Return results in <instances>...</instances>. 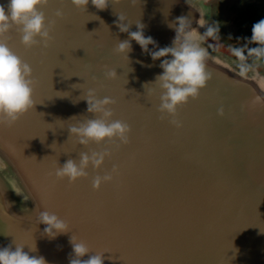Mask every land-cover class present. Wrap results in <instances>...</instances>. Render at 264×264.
Masks as SVG:
<instances>
[{"label": "water", "instance_id": "water-1", "mask_svg": "<svg viewBox=\"0 0 264 264\" xmlns=\"http://www.w3.org/2000/svg\"><path fill=\"white\" fill-rule=\"evenodd\" d=\"M206 1L108 0L97 9L88 0L83 12L70 0H48L42 11L56 22L47 46L26 49L15 27L5 35L32 68L34 105L14 125H0V247L21 244L48 264H68L73 235L91 250L83 259L103 253L104 264H264L263 60L242 61L199 39L208 27ZM119 14L130 31L140 21L160 47L172 44L170 22L191 21L211 78L178 108L181 127L161 117L159 92L145 85L162 71L159 61L135 41L129 62L114 52L116 41L128 39L115 23ZM106 68H116L117 77L105 79ZM89 88L116 101L113 119L131 129L126 145L85 148L69 137L72 117L94 118L82 99ZM104 150L110 158L100 169L89 166L86 178L55 177L67 159ZM113 166L112 181L94 190V177ZM44 210L70 231L43 236Z\"/></svg>", "mask_w": 264, "mask_h": 264}, {"label": "clouds", "instance_id": "clouds-1", "mask_svg": "<svg viewBox=\"0 0 264 264\" xmlns=\"http://www.w3.org/2000/svg\"><path fill=\"white\" fill-rule=\"evenodd\" d=\"M47 3L48 0H7L6 4H0V125H14L34 105L32 68L11 50L5 42V35L15 27L20 42L26 49L37 45L47 46L52 39L51 31L56 22L48 19L42 11ZM70 3L77 9H85L88 0H70ZM92 3L97 9H104L108 0H92ZM63 15L62 10L57 9L56 20L62 19ZM126 21L121 14L115 21L119 30L128 34V39L116 41L114 52L127 57L129 62L131 41H135L153 62L159 61L162 71L145 85L150 86L149 91L159 92L157 111L161 117L168 119L173 126L181 127V122L177 118L178 108L189 100L197 99L211 78L205 64L206 49L195 42L191 21L184 16L176 17L169 23V27L175 31V36L171 45L163 47L158 46L152 36L145 35V26L140 21L136 22L135 31H130V24ZM218 32L219 28L216 25H209L200 34L199 39L215 38ZM246 39L256 42V46L233 47L232 53L242 61L246 54L264 57V18L252 24L251 36ZM149 45L153 46L152 49ZM244 70L245 65L242 64L241 72ZM130 71L131 68L128 72ZM104 77L116 78V68H106ZM82 99L86 100V110L94 114V118L72 117V120L75 118V122L68 125L69 137H74L78 145L85 148L89 144L101 145L110 141H119L121 145L129 142L130 126L120 119H113L111 106L116 101L112 97H100L94 88H89ZM217 112L222 114L223 110L218 109ZM110 156L111 153L107 150L91 153L82 151L79 153L78 162L73 158L67 159L62 165L58 164L54 175L57 179H67L69 183H74L87 177L89 166L93 169L102 168ZM117 171L118 169L113 166L111 172L102 176L96 175L92 180V188L98 190L102 183L111 182ZM41 224L44 225L42 235L48 239H54L59 234L70 231L65 219L47 210L39 213V225ZM70 243L72 253L68 264H104L103 253L88 255L87 259H83L91 252L85 241L72 235ZM24 248L25 245L16 243L14 248L11 245L0 247V264H48L43 256L30 255Z\"/></svg>", "mask_w": 264, "mask_h": 264}, {"label": "rangeland", "instance_id": "rangeland-1", "mask_svg": "<svg viewBox=\"0 0 264 264\" xmlns=\"http://www.w3.org/2000/svg\"><path fill=\"white\" fill-rule=\"evenodd\" d=\"M208 5H213V11ZM203 6L208 7L206 8L208 14L210 12L207 21L208 26L209 23L215 22L222 33L227 34L231 44L246 45L247 47L256 46V42L246 38L251 36L252 24L264 18V0H207ZM241 21L246 22L241 25L243 28L234 25L235 22L240 23ZM241 31L246 32L240 33ZM205 39L208 42L207 38ZM259 60H263L260 64L263 66L264 57H258L257 61Z\"/></svg>", "mask_w": 264, "mask_h": 264}, {"label": "flooded vegetation", "instance_id": "flooded-vegetation-1", "mask_svg": "<svg viewBox=\"0 0 264 264\" xmlns=\"http://www.w3.org/2000/svg\"><path fill=\"white\" fill-rule=\"evenodd\" d=\"M208 6H211L212 8V11H213V5H208ZM213 15V13H212ZM243 23H246L244 21H241L240 23H237L235 22V26H239L240 28H243L241 25ZM216 25L215 22H212V23H209V25ZM246 31H241L240 33H245ZM208 42H210V44H212V46H214L215 48H217L218 50H220L221 52H224L232 57H235L237 58L231 51V49L233 47H240V45H233L229 42L228 40V36L227 34L225 33H222L221 29H219V32L217 33L216 37L215 38H210V37H206ZM247 51V48H245V52ZM254 55H247L246 54V57L245 59H250V60H256V56ZM259 71L260 73H262L264 75V64L263 66H259Z\"/></svg>", "mask_w": 264, "mask_h": 264}, {"label": "snow or ice", "instance_id": "snow-or-ice-1", "mask_svg": "<svg viewBox=\"0 0 264 264\" xmlns=\"http://www.w3.org/2000/svg\"><path fill=\"white\" fill-rule=\"evenodd\" d=\"M79 10L85 12V9H79ZM98 30H99V29H97L96 31H98ZM96 31H95V32H96ZM95 32H92V33H95ZM64 153H67V152L65 151Z\"/></svg>", "mask_w": 264, "mask_h": 264}]
</instances>
